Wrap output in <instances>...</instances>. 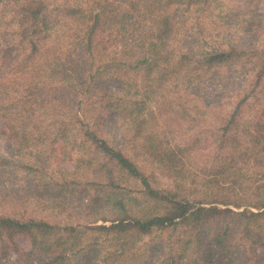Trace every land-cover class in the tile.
Instances as JSON below:
<instances>
[{
    "label": "trees",
    "instance_id": "1",
    "mask_svg": "<svg viewBox=\"0 0 264 264\" xmlns=\"http://www.w3.org/2000/svg\"><path fill=\"white\" fill-rule=\"evenodd\" d=\"M0 9V264H264V0Z\"/></svg>",
    "mask_w": 264,
    "mask_h": 264
},
{
    "label": "rangeland",
    "instance_id": "2",
    "mask_svg": "<svg viewBox=\"0 0 264 264\" xmlns=\"http://www.w3.org/2000/svg\"><path fill=\"white\" fill-rule=\"evenodd\" d=\"M6 15V13H5ZM5 15L2 13V10L0 9V30L1 32H3L5 29H3L5 26H4V19H5ZM4 26V27H3ZM4 37H2L3 39ZM16 40L11 38L9 39V41H1L2 43L4 44H9V43H14ZM1 127H2V122H1V118H0V131H1ZM6 142H5V138H4V135L0 132V151L4 154L7 153L6 149H5V145ZM53 166V165H51ZM156 172V171H155ZM159 173V172H158ZM157 173V182L159 183H163L164 185L168 184L170 182V178H167L163 173ZM36 205V204H35ZM36 206H33V208L30 209V213H34L35 216H38V217H41V215L43 216L44 214L46 215H50V217H52L53 214H51V211H47V212H44V208L42 207V209L39 208L36 210ZM79 216H74L71 220L69 221H76L78 219ZM67 217L63 216V220L66 219Z\"/></svg>",
    "mask_w": 264,
    "mask_h": 264
}]
</instances>
